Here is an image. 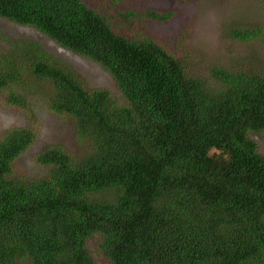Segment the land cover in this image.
Instances as JSON below:
<instances>
[{
    "label": "trees",
    "instance_id": "obj_1",
    "mask_svg": "<svg viewBox=\"0 0 264 264\" xmlns=\"http://www.w3.org/2000/svg\"><path fill=\"white\" fill-rule=\"evenodd\" d=\"M169 15L0 0V18L97 63L116 91L31 40L0 46V105L29 116L40 95L76 147H42V171L25 177L13 162L36 132L0 135V264H264V154L249 138L264 132V63L199 71L180 44L144 31L143 19ZM259 32L233 24L225 35Z\"/></svg>",
    "mask_w": 264,
    "mask_h": 264
},
{
    "label": "rangeland",
    "instance_id": "obj_2",
    "mask_svg": "<svg viewBox=\"0 0 264 264\" xmlns=\"http://www.w3.org/2000/svg\"><path fill=\"white\" fill-rule=\"evenodd\" d=\"M82 1L93 9L103 11L112 6L122 11L152 9L155 12H170L164 21L143 19L144 31L172 48L180 44L178 52H187L194 61H198L199 71L204 65L212 63L231 66L238 58L249 55L264 63L263 0H121L111 4L110 0ZM233 24L259 28L260 32L251 40L233 42L225 35ZM6 38L28 39L37 43L48 53L71 64L90 86L116 93L106 70L58 45L36 29L0 18V46L7 44ZM179 38L183 40L178 42ZM26 125L32 127L36 134L33 142L14 160V174L26 177L41 172L43 168L33 162V156L42 147L63 146L70 151L76 148L71 122L49 111L40 95L36 97L29 116L0 105V135L10 128ZM249 138L256 143L257 151L264 154V132L249 133Z\"/></svg>",
    "mask_w": 264,
    "mask_h": 264
}]
</instances>
